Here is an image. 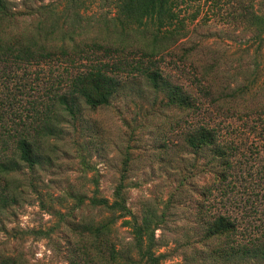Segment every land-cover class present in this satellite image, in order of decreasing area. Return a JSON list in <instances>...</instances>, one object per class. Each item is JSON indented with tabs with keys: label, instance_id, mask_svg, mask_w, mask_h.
<instances>
[{
	"label": "rangeland",
	"instance_id": "374dc122",
	"mask_svg": "<svg viewBox=\"0 0 264 264\" xmlns=\"http://www.w3.org/2000/svg\"><path fill=\"white\" fill-rule=\"evenodd\" d=\"M252 1L264 11V0ZM5 2L2 36H37L56 43L86 40L97 33L98 21L114 14L110 0ZM195 9L199 13L187 20L184 34L151 60L202 102L200 111L174 108L145 78L123 74V84L108 105L86 108L75 126L63 124L66 134L50 161L6 176L8 186L17 187L13 192L18 202L0 214V255L15 256L24 264H85L84 248L78 247L89 243L81 241L86 235L82 227L93 222L108 224L91 243L101 252L105 245L97 243L108 240L117 250L114 262L147 264L134 247L132 228L123 223L134 217L140 222L146 209L163 215L154 231V254L165 255L159 264L191 263L195 248L202 247L194 232L202 223L201 210L209 216L228 215L240 241L264 233V41L253 37L247 23L214 15L209 0H189L181 13L188 16ZM103 30L100 26L97 35ZM144 42L136 35V46L126 49L130 57L140 58ZM148 59L143 58L147 65ZM57 66L41 62L19 70L28 95H40L48 76L61 70ZM6 72L11 77V69L0 63V87ZM199 123L214 126L221 143L232 147L222 182V161L184 146L183 132ZM120 177L130 214L109 206ZM69 188L85 195L80 206ZM93 194L107 205L91 204ZM89 247V255L98 254ZM197 259L195 264H202L205 257ZM243 264L264 262L249 256Z\"/></svg>",
	"mask_w": 264,
	"mask_h": 264
},
{
	"label": "trees",
	"instance_id": "16d2710c",
	"mask_svg": "<svg viewBox=\"0 0 264 264\" xmlns=\"http://www.w3.org/2000/svg\"><path fill=\"white\" fill-rule=\"evenodd\" d=\"M214 7V15L234 21L236 24L247 23L252 28L253 37L264 41V11H258L252 0H209ZM114 14L98 26L97 33L86 40L67 43H56L37 36L22 38L16 35L0 34V63L11 69V77L6 72L0 93V214L11 204L17 203V195L8 186L6 176L21 167L33 171L38 165L51 160L50 153L56 151V143L66 134L65 123L75 126L80 122L86 108L95 109L106 106L123 84L122 75L145 78L156 92H162L166 103L177 109L192 113L199 112L201 107L197 97L181 83L156 65L152 58L160 55L183 34L188 21L196 18L199 11L195 9L188 16L181 13V8L189 0H110ZM225 6V12H221ZM186 9V8H185ZM7 6L0 0V16H4ZM103 27L104 34L97 35ZM140 35L145 42L139 48L140 58L130 57L134 38ZM137 41H139L137 39ZM138 44H141L140 42ZM131 49V50H126ZM126 51V52H125ZM149 58V65L143 58ZM46 63L55 65L61 70L54 76H48L42 93L28 95L25 84L18 74L32 64ZM55 64V65H54ZM13 72V75H12ZM53 74V73H52ZM132 74V75H131ZM203 93L209 92L202 88ZM38 92V91H37ZM56 140V142L50 141ZM184 146L201 153L207 151L209 160L222 161L224 171L218 172L219 181L225 180L226 171L230 168L229 145L219 140L214 126L206 123L189 125L183 132ZM30 183V181H29ZM126 183L120 177L112 193L113 212L130 211L126 205ZM14 190V192H13ZM207 190V191H206ZM209 194L211 188L205 189ZM67 193L76 200L77 205L84 202L85 195L69 188ZM93 205H107V200L96 194L88 197ZM201 224L195 229V239L202 247L195 248L189 263L195 264L197 256L205 257L202 264H243L245 257L264 262V233L240 241L236 235L234 221L224 214L209 216L201 210ZM163 220L151 209H146L140 222L124 219L133 233V244L140 258L147 264H159L164 253L154 254L156 237L154 231ZM106 223H87L82 227L86 235L81 241L88 244L78 247L83 249L85 264H118L115 261L117 250L108 240L104 244L106 251L101 252L99 245L91 244L101 238ZM85 238V239H84ZM92 249L98 250L95 255ZM208 259L209 261H206ZM0 264H24L12 255H0ZM126 264V263H125Z\"/></svg>",
	"mask_w": 264,
	"mask_h": 264
}]
</instances>
